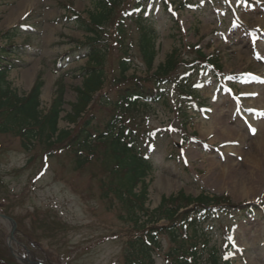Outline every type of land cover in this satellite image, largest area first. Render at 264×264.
I'll use <instances>...</instances> for the list:
<instances>
[{
    "label": "rangeland",
    "instance_id": "1",
    "mask_svg": "<svg viewBox=\"0 0 264 264\" xmlns=\"http://www.w3.org/2000/svg\"><path fill=\"white\" fill-rule=\"evenodd\" d=\"M193 1L194 9L179 10L169 9V0H149L144 9L156 29L157 62L181 37L184 45H197L205 55L216 54L221 74L202 67L189 74L197 101H207L201 109H187L190 120L185 127L178 104H171L169 112L155 108L143 115L140 126L156 131L149 150L154 171L143 206L152 211L163 199L179 193L194 197L199 191L226 195L232 204H261L262 210L248 218L212 217L203 226L213 239L219 227L229 228L234 237L233 264H264V0ZM89 2L0 0V35L17 24L37 21L35 33L14 40L25 44L26 38L29 45L20 51L23 65L11 70L7 80L25 95L40 73L44 111L55 97L58 76L65 84L63 109L70 111L73 88L81 82L76 70L88 63L76 60L84 52L61 57L84 35L72 22L60 20L74 13L83 18ZM116 55L113 49L105 60L109 83L117 76ZM140 71L136 75H144ZM225 79L234 88L222 86ZM75 118L72 113L58 127L72 128ZM80 118L81 114L77 122ZM225 128L229 133L223 135L219 129ZM20 140L18 129L0 132L1 262L122 264L123 239L133 226L112 193L117 176L109 174L103 158L98 155L77 167L69 152L45 159L53 147L44 137L33 141L30 151L21 147ZM160 241L155 264H166L170 246L166 238Z\"/></svg>",
    "mask_w": 264,
    "mask_h": 264
},
{
    "label": "trees",
    "instance_id": "2",
    "mask_svg": "<svg viewBox=\"0 0 264 264\" xmlns=\"http://www.w3.org/2000/svg\"><path fill=\"white\" fill-rule=\"evenodd\" d=\"M186 2L189 0L172 3L184 10ZM146 3L147 0H90L85 16H74L76 30L84 35L77 42L78 50H83L88 64L76 70L81 82L73 88L75 97L68 103L69 112L63 109V76L54 83L55 97L46 111L40 107V73L27 94L19 95L12 88L7 76L16 68L18 47L13 42L20 32L15 27L1 34L0 132L18 129L21 147L27 151L33 148V141L44 137L45 143L53 147L45 159L69 152L76 166L82 167L93 157L103 158L109 174L117 176L112 193L123 206L126 222L133 226L123 239L122 264H155L162 238L170 246L166 264H232L228 236L224 240L222 233V241L210 245V236L202 227L212 212H235L239 208L226 195L211 196L199 191L193 197L179 193L175 198L163 199L152 211L143 206L154 171L148 154L155 135L140 126L143 115L152 114L155 108L169 112L171 100L177 98L195 99L185 75L189 65L212 64L220 68L215 54L206 56L197 45H184L181 37L177 46L157 62V36L153 24L144 17ZM113 49L117 53V76L109 83L104 74L105 60ZM138 70L144 75H136ZM72 113L76 116L71 123L74 126L60 129L59 122L67 121ZM181 116L185 127L188 119L183 112Z\"/></svg>",
    "mask_w": 264,
    "mask_h": 264
},
{
    "label": "bare ground",
    "instance_id": "3",
    "mask_svg": "<svg viewBox=\"0 0 264 264\" xmlns=\"http://www.w3.org/2000/svg\"><path fill=\"white\" fill-rule=\"evenodd\" d=\"M219 130H220V133L223 134V135H225L226 133H229L228 132L229 130H227V128H225V129H219ZM261 147H262V145H261Z\"/></svg>",
    "mask_w": 264,
    "mask_h": 264
}]
</instances>
